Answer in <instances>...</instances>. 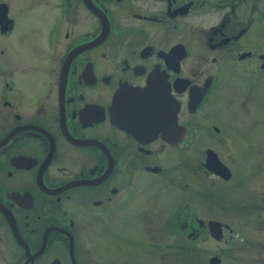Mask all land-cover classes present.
I'll use <instances>...</instances> for the list:
<instances>
[{
	"label": "flooded vegetation",
	"instance_id": "flooded-vegetation-1",
	"mask_svg": "<svg viewBox=\"0 0 264 264\" xmlns=\"http://www.w3.org/2000/svg\"><path fill=\"white\" fill-rule=\"evenodd\" d=\"M259 135L264 0H0V264H114L116 230L155 253L152 210L165 240L233 237L188 193L203 207L236 177L223 151L252 165Z\"/></svg>",
	"mask_w": 264,
	"mask_h": 264
},
{
	"label": "rangeland",
	"instance_id": "rangeland-1",
	"mask_svg": "<svg viewBox=\"0 0 264 264\" xmlns=\"http://www.w3.org/2000/svg\"><path fill=\"white\" fill-rule=\"evenodd\" d=\"M237 83L238 86L241 85L239 82ZM234 94L240 95L241 93L236 92ZM262 113L263 111L260 114ZM255 120L261 126V122H258V119L253 118L252 122ZM257 138L258 140L254 141L258 144L257 149L260 150L261 148L263 150L261 135ZM198 153L200 151H189L188 158L190 159L191 168L194 167L196 159L199 158ZM223 153V156L225 155L227 159L230 158V162L233 163L232 169L236 177L233 175L231 182L222 183L226 185H223L221 190L219 186V191H214L209 197H207L208 193L202 194V197L205 196L202 202V206L205 209L200 207L201 196H199L198 187L194 190H189L188 195L191 209L196 211L198 215L200 214L204 218L213 216L220 219L222 217H224L223 219H228L227 221L233 224V237L230 232L225 235V238L221 236L217 239L207 232L203 238L198 240L188 238L186 234L175 235V237H170L172 239L168 238L165 240V234L161 229L163 215L159 210H152L145 215L148 218L145 232L149 228L148 236L151 241L159 245V247H156L155 253L150 254L148 253L149 249L145 250L146 243L150 241L148 238H144L143 232L140 231L142 237L138 240L139 237L134 231L127 230L122 232L116 230L115 232L120 238L125 236L134 238L130 240L132 245L129 246L126 242L127 246L124 248L126 250L125 254L128 255L129 251H134V253L133 257H127V255L123 254V257H120L123 261L115 258L113 260L114 264H210L209 259L214 255L220 258L219 264H264V252L260 246L264 240V193H262L264 189V181L262 180L264 164L262 157L264 152L262 151L263 156L260 153L255 154L252 165H250L251 161L247 157H242L241 160L235 159L236 150L228 148ZM190 179L198 182V186H200L201 178L199 174H194L191 171ZM160 195V184H157L155 190L146 193V207L149 206L147 210L156 207L154 198H158ZM209 201L211 205H209ZM211 210L214 211L213 214H210ZM226 211L229 213H225ZM214 230L216 231L217 229L214 227ZM232 238L233 240L229 242L230 240L228 239ZM136 243L139 244L136 245ZM166 243L169 244L168 253L164 254L163 258H160L159 255L162 250L165 251L163 245Z\"/></svg>",
	"mask_w": 264,
	"mask_h": 264
},
{
	"label": "water",
	"instance_id": "water-1",
	"mask_svg": "<svg viewBox=\"0 0 264 264\" xmlns=\"http://www.w3.org/2000/svg\"><path fill=\"white\" fill-rule=\"evenodd\" d=\"M144 91V92H143ZM150 94V85H147L140 93H138L139 96H142V95H149ZM137 101H131V103H136ZM142 105H145L146 106V109L145 111L147 112V117L149 118L150 117V104L149 103H143ZM222 171V172H220ZM217 173L221 174L224 176V172L223 170H217ZM225 177H228V175H225ZM209 225L211 227V233H212V236L219 239L220 236H217L214 232V228H212L213 226H215V229L221 225L219 222L217 221H209ZM217 231L219 232L220 230L217 229ZM209 262L210 264H219L220 263V258L218 256H213L209 259Z\"/></svg>",
	"mask_w": 264,
	"mask_h": 264
}]
</instances>
